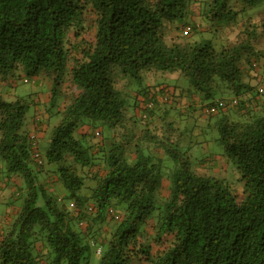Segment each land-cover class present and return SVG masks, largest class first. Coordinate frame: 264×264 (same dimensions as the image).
<instances>
[{
    "label": "trees",
    "instance_id": "16d2710c",
    "mask_svg": "<svg viewBox=\"0 0 264 264\" xmlns=\"http://www.w3.org/2000/svg\"><path fill=\"white\" fill-rule=\"evenodd\" d=\"M197 1L0 0V195L23 199L0 215V264H90L94 247L100 264H264V87L246 82L264 0ZM173 72L191 87L149 84ZM178 117L218 130L229 171L192 168Z\"/></svg>",
    "mask_w": 264,
    "mask_h": 264
},
{
    "label": "rangeland",
    "instance_id": "374dc122",
    "mask_svg": "<svg viewBox=\"0 0 264 264\" xmlns=\"http://www.w3.org/2000/svg\"><path fill=\"white\" fill-rule=\"evenodd\" d=\"M197 1V0H196ZM194 8L196 16L194 19H196L197 22L204 24V22L202 21V18L199 16V14L197 12L200 11V7H199V2L197 1L194 4ZM251 14H253V23H260L263 22L261 24V27H257L256 30H258V39H257V44H258V49H262L264 50V3H261L259 6H257L256 10H251L250 12ZM93 21L91 19L87 20V24H86V28H88V26L90 24H92ZM178 23H174L170 25L169 31L168 33L170 35H179L181 34L179 29H176V27L178 26ZM205 25V24H204ZM84 29L83 33L87 36L88 39H93L95 36V33H93L94 31H90L89 29ZM223 30V38H225L226 41H228L229 43H235L240 39V31L241 28L239 27H235V26H224L221 27ZM216 41V40H215ZM261 65V63H260ZM161 81H165L167 83H169L170 85H179L181 87H191V83L188 79L187 76H185L182 72H173V73H164L161 77ZM51 80L46 78L43 83L41 82L40 85L34 84L33 81H29V82H23L20 81L19 82V89L22 92H28L30 90H35V91H46L48 89L51 88ZM34 109L32 108L29 112H28V118L31 119V117L34 115ZM63 117L62 113H57L55 114V116H53L50 120V123L53 124H59V122L61 121ZM231 120H236L237 116L233 115L232 117H230ZM179 119V117H178ZM182 120L181 123H179L180 127L186 128L187 126H189V128L191 129V139H189L187 141L188 144H191L189 146V148H185V150H188L189 152V156H190V160H191V166L193 169H195L197 167V165H200V163H202L203 161H208V167L209 165L214 164L215 160H218L220 163V169H226L227 171H229L230 166L228 165V163H226L225 165L223 163H225V151H224V146L222 144V142L220 141V136L218 133V130L213 126V128H206L204 131V127L207 126L208 124H204V123H197L195 122V124L192 122L193 119L190 120H184V119H180ZM178 120V121H179ZM30 122V121H29ZM28 122V123H29ZM212 123L214 124V119L212 120ZM195 125V126H194ZM209 126V125H208ZM101 130L104 132V136L107 134V128L105 126L101 127ZM50 131V130H49ZM190 134V133H189ZM108 135V134H107ZM106 135V136H107ZM102 137H98L97 139H101ZM166 165V164H165ZM232 167H233V163H231ZM200 167V166H199ZM200 169V168H199ZM201 170V169H200ZM217 172H221L224 173L220 170H216ZM231 174V177L229 178L231 181L236 182L238 185H235L236 188H239V182L235 179L237 176V173L234 174V171L229 172ZM227 175V173H224L223 175ZM163 190L167 191V182L166 184L163 183ZM8 194L11 191V188H8ZM25 194V193H24ZM241 198H245V194L243 192V190H241ZM22 198L20 200H16L11 197V196H3L0 195V215L4 216L5 214H7L11 209H13L15 207V205L17 204H21L22 202ZM148 229L151 230L152 226L151 224L148 225ZM152 235L150 234V232L148 233V235L146 236L147 238H150ZM155 248L159 249V245H157ZM90 264H100L101 261V255L98 254L97 252V248H93V250L91 251L90 254Z\"/></svg>",
    "mask_w": 264,
    "mask_h": 264
},
{
    "label": "crops",
    "instance_id": "0c3cea01",
    "mask_svg": "<svg viewBox=\"0 0 264 264\" xmlns=\"http://www.w3.org/2000/svg\"><path fill=\"white\" fill-rule=\"evenodd\" d=\"M261 67L259 68V70H252L250 72V77L246 79V82L250 83L253 87H255V90L257 91L258 88L260 87H264V57L261 58ZM263 65V66H262ZM162 73L161 75H159L158 77H154L150 82L149 84H158L160 82H163L161 81V77H162ZM165 85V84H163ZM173 87H175V85H172ZM49 94L47 93L46 95L44 94H41V97H42V100H43V109L46 108V106H49L50 105V102H47L48 101V97ZM42 109V107H40V109H37V117L35 116V113L34 115L31 117L30 119V122L28 123V128L30 129V132L33 134L35 133V129L37 130V135L39 136H42L43 134H41L40 131V128H38L37 124L35 123L39 117H42L43 116V112L44 110ZM35 112V110H34ZM36 120V121H35ZM89 126L87 125H84L81 129V131H87L89 130ZM39 130V131H38Z\"/></svg>",
    "mask_w": 264,
    "mask_h": 264
},
{
    "label": "built area",
    "instance_id": "2783aa9c",
    "mask_svg": "<svg viewBox=\"0 0 264 264\" xmlns=\"http://www.w3.org/2000/svg\"><path fill=\"white\" fill-rule=\"evenodd\" d=\"M255 65H256V64H255ZM260 91L262 92L263 89H260ZM230 102H231V103H230L231 106H236V105L238 104V99H236V98H232V99L230 100ZM226 106H227V105H226V103H225L224 100H218V101H216L215 103L209 105V106L206 108V111H207V113L212 114L213 112L219 110L220 108H224V107H226ZM71 206L74 207V203H71Z\"/></svg>",
    "mask_w": 264,
    "mask_h": 264
}]
</instances>
